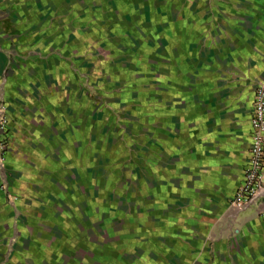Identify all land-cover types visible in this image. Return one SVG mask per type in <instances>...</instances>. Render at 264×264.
<instances>
[{"label": "crops", "instance_id": "obj_1", "mask_svg": "<svg viewBox=\"0 0 264 264\" xmlns=\"http://www.w3.org/2000/svg\"><path fill=\"white\" fill-rule=\"evenodd\" d=\"M48 1L0 4L5 8L0 24L20 27L0 32V96L10 119L9 152L0 167V264L215 263L216 251L200 249L210 244L211 232L227 217L239 226L259 218L253 208L236 211L231 200L244 181L254 95L264 80V0L249 15L250 27L240 24L243 20L231 25L236 15L215 13L212 0H168L175 10L161 11L168 25L164 50L159 49L157 93L150 74L141 94L125 93L141 109L135 113L137 123L149 128L145 151L132 159L130 145L94 142L99 167L111 171L103 182L99 179L108 185L97 193L90 171L80 190L63 176V162H54L55 150L69 153L80 146V114L77 110L70 126L68 113L70 87L79 102L80 77L73 68L68 71L67 60L75 33L86 30L89 0ZM96 1L97 8L104 7ZM128 5L168 3L128 0ZM208 6L211 14L200 11ZM113 79L110 87L117 85L116 75ZM87 94L82 90L83 97ZM104 159L110 166L102 164ZM193 179L202 193L187 190ZM103 192L109 194L107 205ZM199 209L208 212L200 219ZM120 225L126 235L118 232ZM100 230L119 239L103 242ZM202 232L204 241L200 236L188 253L180 254L181 241ZM128 253L133 258L122 259ZM231 254L225 250V262Z\"/></svg>", "mask_w": 264, "mask_h": 264}, {"label": "rangeland", "instance_id": "obj_2", "mask_svg": "<svg viewBox=\"0 0 264 264\" xmlns=\"http://www.w3.org/2000/svg\"><path fill=\"white\" fill-rule=\"evenodd\" d=\"M3 1L13 0H0V4ZM212 1L214 6L211 7L220 16L236 15L231 25L235 26L238 24V21L243 20L244 22L240 24H245V26L250 27L252 23L249 15L256 13L255 4L260 0ZM50 3L51 1L49 0L47 4L50 5ZM87 3L86 30L82 34L81 32L78 34L75 33L74 40L73 42L71 41L70 45L71 54H69V57L71 58L70 61L67 60L69 66L67 68L68 71L73 68L74 72L72 70L70 72L74 76L80 77L79 102L75 97L73 99L75 88L70 87L71 102L68 112L70 126L74 124L73 117L77 113V110L80 114V140L78 141L80 146L77 147L75 152L71 150L69 153H65L62 150H55L54 162H63L61 167L63 176L65 175L68 178V183L75 186L76 189L79 188L81 190V184L86 177L87 171H90L88 174L90 181L92 183L97 181L96 186L92 185V189L95 188L94 192L97 193L99 188H101L100 186L103 185L102 187L105 189L108 185L105 183L101 185L100 180L103 182L108 176L110 177L111 171L108 167H102L103 169L99 167L101 158L97 147L93 144L94 142L96 144H106L108 147L110 145L115 146L118 142L130 145V150L128 151H130V158L132 159H134L135 155V158L138 157V152L145 151L146 140L149 137V128L137 123L135 113L137 111L140 112L141 109L133 107L134 105L128 102H133V100L129 99L125 93L127 91L136 93V96L139 93L141 94L145 86L143 80L147 74L151 75L150 86L157 93L159 84L158 66L159 61L161 62V52L159 54V49L162 48L164 50L162 37L168 25L167 22H162L167 17H162L161 11L172 12L175 9L168 0H166V4L168 3L166 7H146L145 5L135 7L128 5V0H121L117 4H113L111 0H102L104 7L101 8L96 7L98 5V1L96 0H89ZM1 7L0 5V15L5 12V8L3 9ZM8 9L10 12H13L12 8ZM207 9L203 7L200 11L204 14H211V8L208 6ZM6 13L12 14L9 12ZM1 26H4L5 29H0V32L20 30L19 23L10 22L0 24ZM180 26H183V24ZM172 45L173 47H177L179 44L177 42L176 44L172 43ZM54 53L57 55L60 54L56 50H54ZM59 56L64 57V55ZM115 75L117 77V85L115 82L110 87L109 83L114 81L113 77ZM82 90L86 94L90 92V96L87 94L83 97ZM140 99L141 96L139 95L137 100L139 101ZM0 108L4 110L3 115L6 122L3 131L0 132V167H3V162L9 152L10 119L8 107L1 96ZM127 119H130L132 123H129ZM82 123L84 127L81 126ZM102 161V164L110 166L109 160L104 159ZM136 162L139 164V161ZM124 173H126V170L122 174L124 175ZM73 177H75V185L71 182ZM198 181L193 179L188 182L186 184L187 190L200 191V182ZM125 185L120 182L118 187L124 188ZM130 185L138 186L139 183H131ZM189 198L187 197V200ZM194 198V201L196 200L197 202L196 197ZM109 199V194H104L103 192V204L107 205ZM120 203H123L122 199ZM207 213L205 209H199L198 218L205 217ZM257 215L261 219L253 217L248 222H244L243 226L236 225L234 218H225V223L219 225L211 232L212 234L209 238L210 244L208 243V246L203 245L200 248L201 251L205 248L206 251L210 249V253L216 251L217 260L213 264H260V262L264 264V217L259 214ZM258 220L260 224L257 223ZM96 231L90 232L97 238ZM118 232L126 235L123 228L122 230L119 229ZM202 233L197 236L194 233L193 237L187 240L183 238L185 241L182 239V245L179 246L180 254L188 253L189 247L195 244L199 238L201 239L203 237L202 239L204 241L205 232ZM98 236L103 238V242L110 244L115 243L119 239L118 236H110L108 231L103 232V230L99 231ZM185 237H188V235ZM165 239L163 241L169 244L168 240ZM231 241L235 245L231 244ZM226 249L229 254L232 251L229 262H225L224 260ZM138 251L136 250V256ZM128 254L122 256V259L126 257L128 260H131L134 255ZM197 254L194 253V256ZM181 260L176 262V264H206L200 263L199 261L182 262Z\"/></svg>", "mask_w": 264, "mask_h": 264}, {"label": "built area", "instance_id": "obj_3", "mask_svg": "<svg viewBox=\"0 0 264 264\" xmlns=\"http://www.w3.org/2000/svg\"><path fill=\"white\" fill-rule=\"evenodd\" d=\"M1 109L0 132L3 131L6 123L4 110ZM251 126V145L244 170V181L231 205L238 212L253 208L257 214L264 217V80L255 91Z\"/></svg>", "mask_w": 264, "mask_h": 264}]
</instances>
